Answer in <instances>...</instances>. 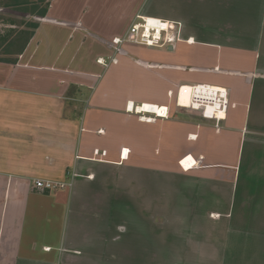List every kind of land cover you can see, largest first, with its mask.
I'll return each instance as SVG.
<instances>
[{"label":"crops","instance_id":"0c3cea01","mask_svg":"<svg viewBox=\"0 0 264 264\" xmlns=\"http://www.w3.org/2000/svg\"><path fill=\"white\" fill-rule=\"evenodd\" d=\"M39 1L0 49V264H264V0ZM137 16L177 38L115 46ZM196 84L218 124L175 104Z\"/></svg>","mask_w":264,"mask_h":264},{"label":"built area","instance_id":"2783aa9c","mask_svg":"<svg viewBox=\"0 0 264 264\" xmlns=\"http://www.w3.org/2000/svg\"><path fill=\"white\" fill-rule=\"evenodd\" d=\"M179 28V23H168L158 18L137 16L136 20L132 22L126 33L123 36L114 37L112 43L115 46L122 43H133L146 46H170L177 38ZM99 61L102 62L101 59H99ZM183 88L184 85H181L177 89L175 95V104L177 106H180L178 98L181 91L183 90L185 92V89ZM189 93L191 94V110L200 112L202 117L212 119L216 124L224 119V112L228 104L226 89L208 84H196L191 85ZM144 104L145 103H142L140 107L135 108V112L140 115L139 119L151 122L156 118L168 117V106H158L147 103V106L149 107H143ZM152 106H158L159 110H162L163 112L160 113L156 110L150 112L144 110L145 108L146 110H149ZM129 110L132 111V107ZM179 162L181 163V160ZM34 185L41 190L64 187V183H53L39 179L34 181Z\"/></svg>","mask_w":264,"mask_h":264},{"label":"rangeland","instance_id":"374dc122","mask_svg":"<svg viewBox=\"0 0 264 264\" xmlns=\"http://www.w3.org/2000/svg\"><path fill=\"white\" fill-rule=\"evenodd\" d=\"M44 5L45 2L39 0H0V6L10 9V11L6 10L4 15H0V20L3 22H14L18 26H23V29L17 27L10 28L11 30L8 32V35H4L3 38H0V49L2 54L11 50H20L29 35L31 24L36 21L35 17L32 18V15H26L25 12H37ZM26 27H28V29Z\"/></svg>","mask_w":264,"mask_h":264},{"label":"bare ground","instance_id":"6f19581e","mask_svg":"<svg viewBox=\"0 0 264 264\" xmlns=\"http://www.w3.org/2000/svg\"><path fill=\"white\" fill-rule=\"evenodd\" d=\"M149 21H151V20H149ZM183 89H185V92L183 90L181 91V93L179 95V98H178V103L182 107L191 109V107H192V106H190L191 94L189 93V90H191V85H184V88ZM182 99L185 100L184 103L181 101ZM130 107H132V106H130ZM143 107H149V106H147V105L144 104ZM150 108L151 109H149V110H146V108L144 110L145 111H150V112H152L153 110H156V111H158L160 113L163 112L162 110H159V107L158 106H152Z\"/></svg>","mask_w":264,"mask_h":264},{"label":"trees","instance_id":"16d2710c","mask_svg":"<svg viewBox=\"0 0 264 264\" xmlns=\"http://www.w3.org/2000/svg\"><path fill=\"white\" fill-rule=\"evenodd\" d=\"M43 12V11H42ZM35 26V25H34Z\"/></svg>","mask_w":264,"mask_h":264}]
</instances>
